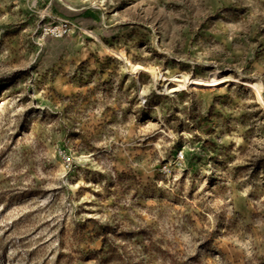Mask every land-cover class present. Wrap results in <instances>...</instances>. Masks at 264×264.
Listing matches in <instances>:
<instances>
[{
    "label": "rangeland",
    "instance_id": "374dc122",
    "mask_svg": "<svg viewBox=\"0 0 264 264\" xmlns=\"http://www.w3.org/2000/svg\"><path fill=\"white\" fill-rule=\"evenodd\" d=\"M0 264H264V0H0Z\"/></svg>",
    "mask_w": 264,
    "mask_h": 264
},
{
    "label": "bare ground",
    "instance_id": "6f19581e",
    "mask_svg": "<svg viewBox=\"0 0 264 264\" xmlns=\"http://www.w3.org/2000/svg\"><path fill=\"white\" fill-rule=\"evenodd\" d=\"M133 70H146L148 72H151L152 73V70L147 68V67H144L142 65H139V64H135L132 66ZM176 77V76H175ZM228 80H237L236 78L234 77H231L230 75L229 76H226V75H222V74H212L210 75L209 77H200V76H197V77H193V76H187V75H184L182 76V78H179V81L180 83H184V85H199V86H213V85H218V84H221L225 81H228ZM173 81V80H172ZM178 81V80H177ZM252 88L254 89H257L259 90V88L254 85V84H249ZM177 87H174L172 88V90H176Z\"/></svg>",
    "mask_w": 264,
    "mask_h": 264
},
{
    "label": "built area",
    "instance_id": "2783aa9c",
    "mask_svg": "<svg viewBox=\"0 0 264 264\" xmlns=\"http://www.w3.org/2000/svg\"><path fill=\"white\" fill-rule=\"evenodd\" d=\"M69 161H70V158H69V157H66V158H65V162L68 163Z\"/></svg>",
    "mask_w": 264,
    "mask_h": 264
}]
</instances>
